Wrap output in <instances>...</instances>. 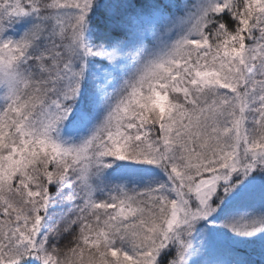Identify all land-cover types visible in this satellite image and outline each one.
Wrapping results in <instances>:
<instances>
[{
  "label": "snow or ice",
  "instance_id": "6c2138e0",
  "mask_svg": "<svg viewBox=\"0 0 264 264\" xmlns=\"http://www.w3.org/2000/svg\"><path fill=\"white\" fill-rule=\"evenodd\" d=\"M0 264H264V0H0Z\"/></svg>",
  "mask_w": 264,
  "mask_h": 264
}]
</instances>
